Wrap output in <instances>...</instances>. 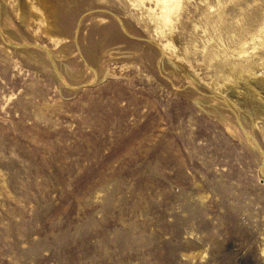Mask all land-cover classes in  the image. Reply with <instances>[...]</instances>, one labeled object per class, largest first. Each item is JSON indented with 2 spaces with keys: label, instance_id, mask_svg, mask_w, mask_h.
I'll use <instances>...</instances> for the list:
<instances>
[{
  "label": "rangeland",
  "instance_id": "obj_1",
  "mask_svg": "<svg viewBox=\"0 0 264 264\" xmlns=\"http://www.w3.org/2000/svg\"><path fill=\"white\" fill-rule=\"evenodd\" d=\"M120 2L52 0L73 69L57 78L61 38L0 0V264H264V134L215 91L233 56L264 74V15L242 47L225 36L264 0H185L182 16L216 20L182 41L187 77Z\"/></svg>",
  "mask_w": 264,
  "mask_h": 264
},
{
  "label": "bare ground",
  "instance_id": "obj_2",
  "mask_svg": "<svg viewBox=\"0 0 264 264\" xmlns=\"http://www.w3.org/2000/svg\"><path fill=\"white\" fill-rule=\"evenodd\" d=\"M54 1L62 3V5L66 6L68 10H71L76 14L80 11V9H84V8L86 9L87 7L92 6L95 2V0H54ZM125 1L126 0H121L120 2L124 6H122V4L121 6L120 4H117L118 9L122 8V10L129 12V14H131L136 19L140 20L141 23H143V25L147 27L151 32L159 36L160 39L162 38L161 47L165 49L166 51L165 54L169 55V57H167L168 62L167 61L166 62L169 65H171V67H173L174 70L178 69L179 72L184 77H187L189 75L188 69L184 67L182 61L183 60L189 62L191 61L189 59L188 51L185 45H183L182 41H185V39H188V37L195 35L204 38L205 37L204 36L205 34H203L204 29L201 27L204 22L207 23L209 21H213V23L216 25L215 18H213V16L208 12L210 11L209 8L204 12L201 11L199 12V18L200 16L205 17V19L202 22L200 20L197 21L198 19L196 20L193 19L188 14L187 16H184L185 13H183V16L182 14H180L181 11H183L184 9L183 3L185 2V0H154L158 11H155L154 8H152L151 6H146L143 0H128L129 4L126 3ZM51 2L52 0H35V1L18 0L17 13L21 16V19L23 21L32 20L38 22V28H41L45 32H49L51 37L56 36V39L58 40L59 38H61L59 42L61 41L62 44L58 47V50H55L56 56L60 60H56V62L54 60L51 62L52 66L54 67V73H55L54 75L58 78V74H57L59 73L58 71H60L63 75L64 74L69 75L71 74V72H73V69H70V66H68L69 63L67 62L68 63L67 64L65 61L66 59L63 60L64 58H67L69 57V55H71L69 43L67 41H63V38L61 37L63 36V34L64 35L67 34L66 31L63 32L57 31V33L61 35L54 34V32H56L54 27L58 23V15L55 7L52 6L53 4ZM59 3H57V5ZM263 15L264 12H262V10L259 7L255 6V8H253L248 14L245 13L242 14L232 24H229L225 29V36L227 37L229 42L233 43L232 44L233 46L238 45L242 47L243 44L246 42L247 34L250 31V25H252L254 22H256L261 17H263ZM189 17H190L189 20H190L191 29H193L190 35L188 34L190 26L186 25V23L183 22V21L186 22ZM100 20L102 21L104 19L103 18L99 19L98 22ZM4 21L6 24L8 23L5 20V18ZM191 21L194 22L192 23ZM199 27H201L200 30L198 29ZM206 39H208V37ZM190 43H192V41H190ZM89 44H91L90 47H95L96 42L92 41L91 39L89 40ZM194 44H198V42H195ZM260 44H261L260 49L263 51L264 40H262ZM103 46L104 45L101 44L99 48L100 47L102 48ZM254 48L256 47L254 46ZM106 50L107 49L105 48V51ZM111 50L113 51L112 48H110L109 51ZM228 50L229 47H226V48H222L219 51L220 54L226 56L224 59L225 61H227V57L229 53ZM231 52L237 54V52H235L234 50H232ZM240 53H242V51H240ZM115 56L118 55L116 54ZM202 57L205 60L211 61L214 57V53L211 51L209 52L206 51L202 54ZM90 58L92 59V62L96 63L97 57H95V55L92 56L91 54ZM162 60H164V58ZM99 63H103V58H101V61H99ZM236 65H238V68H240L238 73H234V71L236 70ZM95 66L97 67L96 70L98 74H100V77L103 78V76L106 74V71H104L105 69L100 68L99 64L98 65L96 64ZM215 66L221 68L222 63H216ZM252 70L253 67L251 64H245L244 59H238V57L233 56V60L230 63L226 74H224L223 76L224 82L218 85L215 91L220 93L223 90V87L228 86L230 91L227 92V95L233 98L234 100L233 102L237 107L238 111H241V108L246 110L253 118L255 125L259 129H262L264 134V74L260 78H256L255 74H251ZM242 72H246L247 77L250 74V77H252L254 82L258 84L259 89L262 92L254 91L250 85L248 86L245 85V87H242V82L239 80V77L237 76ZM193 75H197V72H194ZM241 112L244 113L243 111ZM244 117L246 118V116ZM248 136L251 140L250 143L251 144L253 143V145H255V141L252 138V135L248 134Z\"/></svg>",
  "mask_w": 264,
  "mask_h": 264
}]
</instances>
